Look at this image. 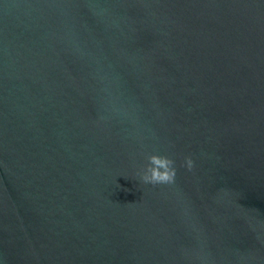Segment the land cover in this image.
<instances>
[{"label":"water","instance_id":"1","mask_svg":"<svg viewBox=\"0 0 264 264\" xmlns=\"http://www.w3.org/2000/svg\"><path fill=\"white\" fill-rule=\"evenodd\" d=\"M0 264H264V0H0Z\"/></svg>","mask_w":264,"mask_h":264},{"label":"clouds","instance_id":"2","mask_svg":"<svg viewBox=\"0 0 264 264\" xmlns=\"http://www.w3.org/2000/svg\"><path fill=\"white\" fill-rule=\"evenodd\" d=\"M148 165L143 169L140 174L141 180L145 184H171L175 180L176 169L174 161L163 155L153 154L148 156ZM186 165L189 170L193 167V160L186 159Z\"/></svg>","mask_w":264,"mask_h":264}]
</instances>
